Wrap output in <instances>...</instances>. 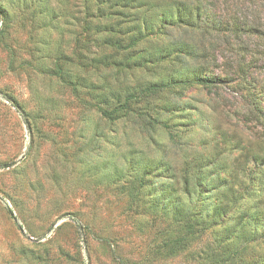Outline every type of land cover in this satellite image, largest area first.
Wrapping results in <instances>:
<instances>
[{
  "label": "rangeland",
  "instance_id": "obj_1",
  "mask_svg": "<svg viewBox=\"0 0 264 264\" xmlns=\"http://www.w3.org/2000/svg\"><path fill=\"white\" fill-rule=\"evenodd\" d=\"M101 1L129 0H0V264H206L229 223L220 219L178 248L172 206L178 199L184 212L209 216L211 206L198 210L196 196L215 200L217 190L204 184L211 165L244 191L264 159V0H176L220 20L192 28L212 36L188 59L204 80L165 89L116 121L103 114L113 98L156 79L121 66L125 51L99 50L103 34L85 30L84 20L112 10L84 5ZM113 13L122 19L131 11ZM229 17L263 36L237 42ZM164 98L174 111L163 110ZM152 113L160 117L148 137ZM157 158L174 169L168 202L163 178L147 185L139 174ZM243 245L240 259L264 264V239L240 237L219 251L228 256Z\"/></svg>",
  "mask_w": 264,
  "mask_h": 264
},
{
  "label": "trees",
  "instance_id": "obj_2",
  "mask_svg": "<svg viewBox=\"0 0 264 264\" xmlns=\"http://www.w3.org/2000/svg\"><path fill=\"white\" fill-rule=\"evenodd\" d=\"M200 3V0H197ZM86 8L95 6L97 10L111 8V16L113 11H118L120 8L129 9L131 14L124 18H115L109 15H103L102 18L92 17L89 20H84L85 30L94 28L93 30L100 32L101 42L99 50L105 51L107 48L115 51H125L126 58L120 62L121 66L132 64L145 70L147 75L151 74L156 81H148L138 90L130 93L122 98L116 96L113 98V104L103 114L112 117L114 121L119 118L129 119L132 112H136L134 107L142 103L145 99L151 100L152 97L157 96L165 89H174L175 87H185L192 84L194 77H199L201 81L204 80L202 70L196 67L188 59H193L196 51L204 47V39L212 37L211 34L205 35L203 33H195L192 28L201 27L204 24V19L216 23L220 21L218 18H202L195 11H199L198 6L186 2H179L173 0L172 2L165 3L164 1L156 0H129L128 2H118L117 4L109 1H101L97 3H85ZM169 7V13L164 10ZM104 14V13H102ZM114 14V13H113ZM117 14V13H116ZM94 19V22H92ZM97 19V20H95ZM225 20V19H224ZM222 22V21H221ZM223 23V22H222ZM205 25V24H204ZM228 31H235L232 37L236 41H241L243 35L262 37V30L252 31L251 28L245 29L246 22H241L240 18L229 17ZM230 26V27H229ZM255 26V25H254ZM260 37V38H261ZM206 41V39H205ZM264 48V47H263ZM245 50V49H244ZM107 61V60H106ZM264 65V63H263ZM178 66V70L176 67ZM157 68V70H156ZM155 70V71H154ZM103 103L104 98H99ZM165 99V98H164ZM154 100V99H153ZM161 106L163 110L174 111L173 105L170 104V99H165ZM257 108V109H256ZM255 110L262 114L261 109L255 104ZM148 111H151L148 110ZM160 114H151L152 122L148 125V137L156 130V122L159 120ZM138 120V118H135ZM134 119V120H135ZM134 120H129L135 124ZM139 124L144 125V120L140 116ZM155 123V125H154ZM155 142V141H154ZM155 150L158 153L163 152L164 146L155 142ZM258 159V158H256ZM133 162H130L131 168L138 167L137 163L132 157ZM257 168H255L250 176L247 178V187L244 191H237L233 187L234 179L219 174L217 164H212L211 168L214 170V175L211 178H205L204 184L212 185L213 189L217 192L211 195L210 198H215L214 201L205 199L203 196H196V202L199 203L200 208L204 209L211 206L210 215L195 214L193 211H185L181 208L182 202L176 199L172 207L176 212L174 223L178 226L175 237V244L178 248L182 247L185 242L189 241L196 233L212 230L217 227L218 220L220 222L229 223L230 226L223 225L226 228V235L220 238V241L215 245L217 251L211 253L208 259L205 252L206 264H224L234 263L235 254H239L237 264H255L248 263L241 258V253L248 248V245H243L238 251L232 252L225 256L222 252L223 248L219 246L223 244H231L238 240L240 237L251 242L254 240L264 239V159H258ZM201 168L204 166H200ZM141 177L147 178L150 184V178L161 177L164 181L161 184V194L168 202L172 198L171 190L176 180L173 177L174 169L160 158L149 162L144 168H139ZM246 181V178H243ZM197 186L202 185V180L198 177L193 180ZM187 184H189L187 182ZM238 213L235 218H231L230 211ZM229 213V214H228ZM231 218L232 220H230ZM229 219V220H228ZM231 221V222H229ZM229 227V228H228ZM225 232H218L223 234ZM214 241V240H213ZM212 244H206L208 249ZM223 249L221 252L219 250ZM228 259H225V258ZM262 261H259L261 264Z\"/></svg>",
  "mask_w": 264,
  "mask_h": 264
}]
</instances>
